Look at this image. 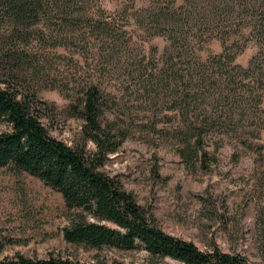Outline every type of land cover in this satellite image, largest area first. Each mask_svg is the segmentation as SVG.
<instances>
[{
	"label": "trees",
	"instance_id": "1",
	"mask_svg": "<svg viewBox=\"0 0 264 264\" xmlns=\"http://www.w3.org/2000/svg\"><path fill=\"white\" fill-rule=\"evenodd\" d=\"M147 2L131 14L139 40L165 43L159 54L156 47L139 50L130 63L127 17L105 10L100 0H0V169L26 172L61 195L68 213L63 239L71 245L142 250L141 264H250L214 244L202 251L165 233L101 168L128 138V122L139 116L152 117L154 129L171 126L178 155L204 169L217 161L205 147L214 129L242 134L248 120L260 119L251 131L258 138L264 129V0ZM211 40L219 41L221 51L202 58L198 52ZM249 44L255 51L242 66L236 59ZM76 48L113 83L78 87L69 108L82 121V145L68 146L42 124L45 102L33 83L52 78V51L61 57ZM75 56L70 62L79 63ZM88 142L93 151L86 150ZM240 143L251 146V139ZM260 177L264 185V170ZM0 264L106 263L17 255Z\"/></svg>",
	"mask_w": 264,
	"mask_h": 264
},
{
	"label": "rangeland",
	"instance_id": "2",
	"mask_svg": "<svg viewBox=\"0 0 264 264\" xmlns=\"http://www.w3.org/2000/svg\"><path fill=\"white\" fill-rule=\"evenodd\" d=\"M110 12L126 16L133 34L130 63L140 52L156 47L161 52L164 41L139 40L131 14L148 5L147 0H100ZM61 57L51 52L50 81L33 83L38 97L45 102L41 122L49 135L68 146L82 145V121L69 105L78 87L94 81L103 87L113 83L100 67L92 69L80 49H68ZM221 51L219 41L211 40L198 54ZM255 49L249 44L236 61L246 66ZM76 55L70 62L71 53ZM62 66H58L59 64ZM62 81V83L60 82ZM68 85L63 93L54 87ZM68 95V98L65 96ZM138 108V107H137ZM264 109V98L262 100ZM128 122V138L110 155L101 171L116 177L123 189L132 194L154 223L165 233L192 242L204 251L214 244L222 252L238 253L250 264H264V129L257 139L251 131L261 126L260 119H250L240 130L214 129L206 138L208 168L198 162H186L178 155L179 138L168 124L152 127V117ZM264 121V116L262 117ZM251 139V146L241 139ZM86 150L93 151L88 142ZM68 213L61 195L36 177L10 167L0 169V260L22 255L45 259L49 256L89 263L99 259L106 264H141L142 250H87L63 239ZM162 264H177L164 260Z\"/></svg>",
	"mask_w": 264,
	"mask_h": 264
}]
</instances>
